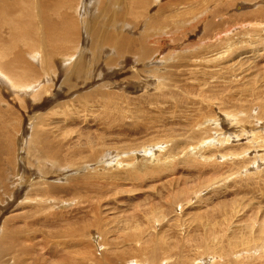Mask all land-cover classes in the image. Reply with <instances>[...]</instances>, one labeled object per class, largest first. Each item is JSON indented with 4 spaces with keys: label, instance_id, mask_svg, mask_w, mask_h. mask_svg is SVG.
Segmentation results:
<instances>
[{
    "label": "rangeland",
    "instance_id": "obj_1",
    "mask_svg": "<svg viewBox=\"0 0 264 264\" xmlns=\"http://www.w3.org/2000/svg\"><path fill=\"white\" fill-rule=\"evenodd\" d=\"M217 1L145 63L126 54L41 111L7 102L21 123L39 110L49 147L23 140L36 192L8 188L0 264H264V0Z\"/></svg>",
    "mask_w": 264,
    "mask_h": 264
},
{
    "label": "bare ground",
    "instance_id": "obj_2",
    "mask_svg": "<svg viewBox=\"0 0 264 264\" xmlns=\"http://www.w3.org/2000/svg\"><path fill=\"white\" fill-rule=\"evenodd\" d=\"M158 1L0 0V210L5 209V203L9 202V198L5 196H9L10 186L14 187L10 195L17 200L25 195L27 189H30L32 193L36 192L34 185L30 184L26 188L21 184V172L24 170L21 163L24 155L28 157V152L22 151L21 148L28 133L29 143L32 138L37 141L35 151L47 154L43 151L44 149L48 151L49 146L46 145L44 148V143L40 144L41 139H44L42 134L44 131L40 129L37 131V126L32 121L38 117L33 115L41 111L40 107L49 106L53 99L66 94L65 92L71 93L73 81L78 82L86 77L85 81L80 82V86L84 85L83 87L88 88V78L90 84H94L93 81L97 84L102 80L101 77L107 74L106 71L112 67L113 63L126 54L134 57L136 64L145 63L149 61V58H153L152 56L159 55V51H164V47L153 43L154 37L169 36L171 41L167 42L175 43L176 41L173 40L177 39L178 34H183L182 32L188 29H183L187 26L186 24H197V22H189L188 18L192 21L198 16L203 19H207L208 15L211 18L217 17L212 11L218 3L217 0H174L177 3L172 2L173 5H157V14L152 13L153 15L149 14L148 17L147 10ZM208 2H213L214 6L207 7ZM201 3H204L203 7H200ZM121 4L124 5L123 9L118 6ZM205 6L207 8L204 10ZM169 10L171 15L167 17L165 14ZM197 11L198 16L191 17ZM99 13L103 16L98 15ZM129 18L134 20L132 22L136 21L137 24L134 23V27L129 21L128 27L125 26L126 19L129 20ZM140 22L141 26L138 28ZM225 26L232 31V26ZM141 28L143 33H139L138 36L130 35V30L136 31ZM221 32L223 28L214 32L213 36L218 38ZM167 44L169 43H164V46ZM87 47L90 49L86 50ZM152 49H155L153 55ZM74 58H76L74 63H71L72 61L66 63ZM59 59L63 61L58 62ZM151 83H155V80H142L141 89L151 88ZM47 93H50L51 97ZM11 95L13 97L8 99ZM26 98H29L31 104H38L39 110L34 111L35 114L26 117L24 123H21L18 114L8 106L7 102L16 103L22 108ZM44 98L48 101H44ZM42 120L40 118L39 123L36 124H41ZM254 135L252 136L255 137ZM236 138H234L235 141ZM31 143H34V140ZM17 158L20 161L17 162ZM2 202L4 203L1 204ZM7 230L8 225L4 220L0 223V236L4 235L8 239L11 233L7 234ZM2 243L5 244V241L3 240Z\"/></svg>",
    "mask_w": 264,
    "mask_h": 264
}]
</instances>
